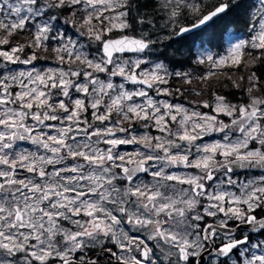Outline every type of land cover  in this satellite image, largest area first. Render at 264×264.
<instances>
[{
  "label": "snow or ice",
  "instance_id": "obj_1",
  "mask_svg": "<svg viewBox=\"0 0 264 264\" xmlns=\"http://www.w3.org/2000/svg\"><path fill=\"white\" fill-rule=\"evenodd\" d=\"M158 7L167 16L165 28H175L185 11L196 16L191 27L172 33L187 39L186 33L239 3L220 2L207 14L195 0H160ZM260 7L258 30L250 25L254 34L227 56L208 55L212 68L239 66L246 47L264 50V0ZM78 11L85 13L80 27L86 31H77L87 36L86 45L57 28L62 16L75 27L70 17ZM157 15L141 13L134 0H0V46H10L0 48V264H205V255L207 264H264L260 78L255 72L247 77L246 102L213 93L214 102L202 106L214 115L155 99L149 90L172 94L162 87L172 75L164 63L142 68L158 43ZM25 31L32 39L11 45ZM49 43L58 67H9L32 64ZM26 48L32 51L21 59ZM261 58L264 52L247 64ZM174 75L189 79L188 73ZM126 84L144 87L129 90ZM113 114L120 119L112 120ZM221 115L229 122L218 119ZM137 121L160 135L116 138V132H130L123 122ZM212 133L222 139L196 143ZM19 141L30 142L35 151H17ZM130 144L146 151H116ZM177 167L196 171H168ZM237 169L261 174L239 182L233 179ZM123 225L140 235H130Z\"/></svg>",
  "mask_w": 264,
  "mask_h": 264
},
{
  "label": "flooded vegetation",
  "instance_id": "obj_2",
  "mask_svg": "<svg viewBox=\"0 0 264 264\" xmlns=\"http://www.w3.org/2000/svg\"><path fill=\"white\" fill-rule=\"evenodd\" d=\"M175 36V35H174ZM173 36V41L177 44V40L179 38H175ZM193 39V38H190ZM156 45V44H155ZM177 49H182L179 44ZM164 44L162 45V47ZM165 49V48H164ZM177 49H174L172 52H179ZM27 52V51H26ZM160 52H166V49L164 51ZM45 52L38 54L43 56ZM169 53V52H168ZM179 54V53H178ZM40 57V56H39ZM149 63H164L165 67L168 69L172 75L169 77V84L162 85V87H167L171 90L172 94L170 96H156L154 90H149V94L152 95L157 100H168L171 103L174 104H182L186 108H188L190 111H199L202 114H212L210 108H204L202 106L203 102L207 101L210 104L214 102V96L213 93H216L217 95L225 96L226 99L232 103L236 104V101L233 102L236 95V89L233 86V76L236 73L234 68L228 67V66H221L220 68H213L211 67L210 62L205 61V63L200 64L197 63L196 60H158V61H149ZM35 67L36 70L43 71L46 70L49 67L55 68L58 67V64H55L54 62L44 61L41 62L40 60L34 61V63L30 64L28 66V69ZM175 72H184L189 74V79L179 78L174 75ZM216 72L217 75H208L207 79L201 80L200 77H204L206 73H214ZM101 79L105 78L103 74L100 75ZM228 77H231L229 79ZM113 81L117 84L121 82L118 78H113ZM125 87L127 88H134V87H144L142 85H130L126 84ZM176 89H180L181 91L178 93ZM199 92L200 95H197L196 93ZM62 98V97H61ZM139 100V98H137ZM88 119L91 120V110H89L88 113ZM120 117L113 114L112 120H118ZM218 119L223 120L225 123L229 122V117L223 118V115L219 116ZM110 122H105V125H99L97 122V126L103 127L108 125ZM144 122L137 121V122H123L122 127L130 128L129 133H121L116 132V138H128L131 139L132 135H135L137 137L143 135L144 133H148L149 135L156 136L160 135L159 132L156 131L154 127L151 128H145L143 126ZM175 127V126H174ZM215 134H212V137L214 138ZM207 138L208 136H205L201 140H198L197 144H205L208 142ZM19 147L17 148V151L20 150H26L28 152L35 151V146L31 145L30 142L27 141H19L17 142ZM101 148L108 147L107 145L101 144L99 145ZM137 149H140L142 151H146L142 148L139 144H130V145H120L117 147L116 151L118 153H124L128 152L131 153L133 151H136ZM175 151V150H173ZM191 158V157H190ZM169 172H175L177 174L185 173V172H195L194 169H184L182 167L177 168H169ZM261 172L252 171V170H242L237 171L233 174V179L239 181V182H245L247 179L252 178L253 176L260 175ZM140 178L144 180L145 182H150L152 180V177L147 174H139ZM207 222H211L212 218H206ZM126 231H129L128 225H123ZM130 235H140V233L129 231ZM150 246H152L151 242ZM109 247H112L113 250L115 249V246L112 244H108ZM90 255H95V252H90ZM209 258L207 255L204 256V262L207 264ZM112 264H118L117 261L113 260Z\"/></svg>",
  "mask_w": 264,
  "mask_h": 264
},
{
  "label": "rangeland",
  "instance_id": "obj_3",
  "mask_svg": "<svg viewBox=\"0 0 264 264\" xmlns=\"http://www.w3.org/2000/svg\"><path fill=\"white\" fill-rule=\"evenodd\" d=\"M155 1L157 4L156 8L158 10V16H159V19L157 20V25L159 27L154 34V38L158 37V43H156V45L152 46L154 51L147 57L148 61H158L159 59H157V57L159 58L160 55H163L165 57H167L168 55L172 56V54H170V53L174 49L178 48V45L173 41L174 35H172V33L174 30H178V28L182 26V24L180 23L181 18H184V17L196 18V16L193 15L192 13L185 11L181 16H179L177 18L175 28H173V26L171 24L165 28V27H163V25L165 24V21L167 20V16L158 7L160 0H155ZM217 1H221V0H195V2L200 6L203 14L206 13L208 10H210L215 5H217V4H215ZM250 3H251V8H250L248 18L246 19L244 26L239 31H236L234 28L229 29L227 31V33L223 36L222 39H216V38H212L211 36L209 38L207 31L205 30L204 32H202L200 34L201 43L200 42L197 43V41L194 39L192 41L193 44L194 43H197V44H194L192 46L190 53H186L185 49L182 48V49H179V52H178L180 54V56L189 57V60H196V61H198L202 57L205 59V61H207L206 57L208 55H212L214 60H218L221 57L227 56L230 48L234 44L239 43L240 40H248L250 38V35L254 34V33L250 32V25H256V28L258 30V21H259L258 13L261 11L260 0H250ZM84 15H85L84 12L78 11L77 15L75 17H73L74 19L72 17H70V19L75 21V25H76L75 27H73L71 23L64 24L63 20H61V22L60 21L58 22L57 28L60 31L65 32L67 34V37H70L71 39L77 40L80 43L86 45L88 43L87 36L86 35L80 36L79 32L77 31V29H79L80 31H86L85 28L80 27ZM253 17H256V19L253 20L252 19ZM93 23L95 24L96 21L94 20ZM31 31H34V28H32ZM22 33H28L29 34V38H27V40L25 42H22V43H27L28 41H30L32 39L30 31H25ZM110 35H112L114 37L116 35H119V33H113ZM207 43H209L212 46H217L218 44H221L220 50L217 51V50L211 48L209 45H207ZM163 44H164V46L162 47ZM51 47H52V44L49 43V50L48 51H45L43 49H38L37 50L38 54L45 52L42 57H41V55H39L40 58L38 60H40L41 62L49 61V62H54L55 64H57L55 54L51 51ZM0 48H2L3 50H7V49H4V46H0ZM164 48L166 49V52L163 54L160 51H164L165 50ZM31 51H32V49L26 48L24 53H19L21 59H26L28 57V55L31 53ZM89 51L91 52V49H89ZM243 51H244L243 58H245V57L248 58V57H252V56L257 57V56H260L262 52H264V50L252 49L250 47H246ZM248 53H251V56L248 55ZM129 56H136V55H129ZM174 57H177V56H174ZM262 60H264V58H262ZM245 61L247 62V60H245ZM0 62H2V58H0ZM246 62H242L239 66L231 67V68H234V70L236 71V73L233 76V81H236L240 85L239 87H235L236 95L234 97L235 100L233 102L236 101V104H239L241 102H246L248 99L246 89L249 87V81H248L247 77L249 75H251V72L246 74L245 76H240V77L237 76L238 71L243 72V70H241V68ZM33 63H34V61H33ZM154 64L155 63H148V65H142V68L146 67L150 70L152 65H154ZM29 65L16 64V65H9V67L14 68L17 71H20V70H28ZM45 69H47V67H45ZM215 69H217V68H215ZM211 70H213V68ZM214 73H215V75H217L216 72H214ZM208 74L209 73H206L205 76H208ZM99 75H101V74H99ZM241 77H243V79H241ZM135 88L136 87L127 88V89L133 90ZM239 89H241V90H239ZM259 94H260L259 92L254 93V95H259ZM137 102H139V100H137ZM226 117L227 116H223V118H226ZM212 134H215L214 138H210V137H212ZM212 134L206 135L209 138H207L208 142H206L205 144H210L216 140L222 139V134H219V133H212ZM204 137L205 136H203L202 138H204Z\"/></svg>",
  "mask_w": 264,
  "mask_h": 264
},
{
  "label": "trees",
  "instance_id": "obj_4",
  "mask_svg": "<svg viewBox=\"0 0 264 264\" xmlns=\"http://www.w3.org/2000/svg\"><path fill=\"white\" fill-rule=\"evenodd\" d=\"M134 2H137L139 4L141 13H147L148 15H152L153 13H158V10L156 8L157 4L155 0H134ZM220 2H228L230 5H235L239 3V7H231L229 11H227L226 13L220 15L218 18L213 20L202 31L200 32L196 31V32H193L185 36L187 37V39H182L180 37L177 40V44H179L181 48L185 49L186 53H190L192 46L194 44H197L198 42L201 43L199 33H202L205 30L207 31L209 38L211 36L212 38L222 39L223 34L228 27L234 28L235 30L238 31L244 26V23L249 15V10L251 6L250 0H221V1H217L215 4H218ZM64 15L67 16L68 14L65 13ZM158 19H159V16L157 15L156 22ZM61 20H64L63 16L61 17L60 22ZM195 21H196V18L184 17V18H181L180 23L182 24V26H189V25H192ZM127 34L135 35V33H131V32H127ZM27 38H29L28 33H18L14 37H12L11 45L15 44L16 42H20V43L25 42ZM190 38H193V39H190ZM194 39L197 41V43L193 44L192 41ZM207 44L211 47L209 43ZM9 47L10 46H4V49H8ZM219 47H220V44H218L215 48L219 49ZM161 53L164 54V52H161ZM170 54H172L173 57L170 55H168L167 57L160 55L159 58L157 57V59L159 60H189V57L180 56V54H178L177 52H171ZM174 56H177V57H174ZM253 59H255V56L248 57V58L245 57L243 58V62H246L245 60H247L248 62L249 60H253ZM247 62L241 68L243 72L238 71L237 76L238 77L245 76L246 74L250 72L251 73L255 72L256 75L260 78L259 80L260 87L264 88V60H262L261 58L260 60H256V62L251 65L247 64Z\"/></svg>",
  "mask_w": 264,
  "mask_h": 264
},
{
  "label": "water",
  "instance_id": "obj_5",
  "mask_svg": "<svg viewBox=\"0 0 264 264\" xmlns=\"http://www.w3.org/2000/svg\"><path fill=\"white\" fill-rule=\"evenodd\" d=\"M214 9V8H213ZM212 9V10H213ZM212 10H210V11H212ZM209 11V12H210ZM208 13V12H207ZM207 13H205V14H207ZM221 15V14H220ZM196 23V22H195ZM183 27H191V25L190 26H183ZM202 27H204V26H201V28ZM201 28H198V29H193V31L192 32H195V31H197V30H200ZM192 32H190V33H192ZM190 33H186L185 35H187V34H190ZM175 37H178V36H175ZM126 55H135V54H133V53H128V54H126ZM116 78H118V79H120L121 80V78L120 77H116ZM130 85H132V84H130ZM237 171H242V169H237L235 172H237ZM252 171H257V172H260V170H258V169H255V170H252ZM234 172V173H235Z\"/></svg>",
  "mask_w": 264,
  "mask_h": 264
}]
</instances>
